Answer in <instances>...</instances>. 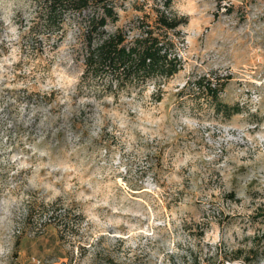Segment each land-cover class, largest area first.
<instances>
[{
  "label": "rangeland",
  "instance_id": "obj_1",
  "mask_svg": "<svg viewBox=\"0 0 264 264\" xmlns=\"http://www.w3.org/2000/svg\"><path fill=\"white\" fill-rule=\"evenodd\" d=\"M112 2L103 29L132 41L164 0ZM172 9L188 17L172 32L183 68L109 88L84 75L80 21L94 8L55 31L32 0H0V264H91L96 250L140 264L264 260V0ZM199 75L229 77L232 115L182 92Z\"/></svg>",
  "mask_w": 264,
  "mask_h": 264
},
{
  "label": "trees",
  "instance_id": "obj_2",
  "mask_svg": "<svg viewBox=\"0 0 264 264\" xmlns=\"http://www.w3.org/2000/svg\"><path fill=\"white\" fill-rule=\"evenodd\" d=\"M32 1L36 5L37 23L46 30H62L66 14H84L89 8L95 9L93 15L80 21L86 39L84 75L87 80L107 75L109 88H126L149 78L170 79L184 66L178 39L172 32L186 23L188 17L176 14L172 9L173 0H164L163 8L156 11L154 23L147 22L132 41L127 40L123 29L113 33L103 29L109 17H118L112 0ZM177 35H181L180 31ZM228 78L199 75L189 80L182 92L189 96L195 94V97H207L217 112L232 115V105L222 97ZM236 108L239 112L240 107ZM29 212L30 209L27 210L28 215ZM91 257V264H140L137 258L117 259L101 250H96Z\"/></svg>",
  "mask_w": 264,
  "mask_h": 264
},
{
  "label": "built area",
  "instance_id": "obj_3",
  "mask_svg": "<svg viewBox=\"0 0 264 264\" xmlns=\"http://www.w3.org/2000/svg\"><path fill=\"white\" fill-rule=\"evenodd\" d=\"M218 264H254V263L244 257H238V258L224 259ZM259 264H264V260L261 261Z\"/></svg>",
  "mask_w": 264,
  "mask_h": 264
}]
</instances>
